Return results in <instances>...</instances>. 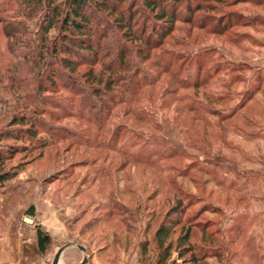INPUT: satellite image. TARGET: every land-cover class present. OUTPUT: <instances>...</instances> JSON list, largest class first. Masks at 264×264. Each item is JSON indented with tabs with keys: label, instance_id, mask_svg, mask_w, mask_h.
<instances>
[{
	"label": "rangeland",
	"instance_id": "1",
	"mask_svg": "<svg viewBox=\"0 0 264 264\" xmlns=\"http://www.w3.org/2000/svg\"><path fill=\"white\" fill-rule=\"evenodd\" d=\"M225 9L264 14L263 4L243 1ZM256 25L232 27L230 31L249 34V39L235 45L222 34L178 22L175 33L188 36L199 49L211 48L197 63L208 57L206 64L212 63L216 73L213 82L196 89L180 88L170 95L163 90L167 78L162 75L156 85L145 88L140 100L128 108L152 106L165 120L160 128L138 118L134 111L123 114V107L111 111L113 122L125 121L177 140L183 149L179 157L158 160L152 156L154 163L131 161L123 154L89 145L106 138L91 126L87 143H75L67 135L45 136L48 145L32 143L23 149L22 141L9 139L18 148L0 166L9 173L0 182V264H51L59 248L63 250L58 264H155L154 233L169 220H178L165 240L172 242L170 259L181 252L183 258L176 262L187 264L181 236L188 217L198 223L191 242L220 247L221 256H210L201 264H264V80L255 78L264 67V31ZM30 26L35 29L33 23ZM6 43L0 33L3 73L9 57ZM240 64L246 67L235 70ZM236 74L242 79L230 81ZM253 81L259 89L246 99L244 91ZM219 92L228 94L227 99L209 97ZM9 93L0 87V127L21 107ZM241 99L246 100L244 106L224 120L217 114L196 116L184 107L195 100L230 110ZM64 106L69 112L74 108ZM57 124L79 130L87 125L73 116L62 117ZM130 138L131 134L127 140L119 137V143ZM179 198L183 206L188 200L191 203L186 211L175 213L172 206ZM204 226L208 234L215 231L210 239L200 230ZM37 227L50 236L45 252L37 247Z\"/></svg>",
	"mask_w": 264,
	"mask_h": 264
},
{
	"label": "trees",
	"instance_id": "2",
	"mask_svg": "<svg viewBox=\"0 0 264 264\" xmlns=\"http://www.w3.org/2000/svg\"><path fill=\"white\" fill-rule=\"evenodd\" d=\"M242 1L264 5V0H0V33L7 39L9 53L4 73L0 70L3 73L0 87L10 92V97L21 106L0 127V166L18 148L9 139L22 141L23 149L32 143L48 145L49 139L57 135H67L75 143H87L91 127L106 138L89 145L123 154L131 161L154 163L152 156L158 160L179 157L183 149L177 140L168 135L156 136L125 121L113 122L111 111L123 107V114L134 111L138 118L160 128L165 120L152 106V109L149 106L128 108L140 100L145 88L156 85L159 76L164 75L167 80L163 90L175 95L180 88L208 85L216 74L212 72V63L206 64L208 57L197 63L198 58L209 55L211 48L199 49L200 46L187 40L188 36L175 33L178 22L204 28L207 33L222 34L235 45H241L240 41L249 39V34L230 31L232 27L259 24L264 31V14L222 10ZM198 12L213 14L202 17ZM191 66L197 67L192 71ZM245 67L240 64L234 69L240 71ZM262 68L255 76L260 82L264 80ZM239 79L242 78L236 74L230 81ZM255 82L247 83L246 99L259 89ZM227 96L221 92L209 95L215 100L227 99ZM245 102L241 99L230 110H219L195 100L184 107L196 116L217 114L224 120L237 114ZM64 104L74 108L69 112ZM69 116L84 120L87 125L79 130L76 126L57 124L58 119ZM129 134L132 138L119 143V137L127 140ZM26 141L28 144H24ZM8 175L0 168V182ZM189 201L183 206L179 198L171 211H186ZM184 220L187 226L181 244L189 257L187 264H201L210 256H221L220 247L213 249L191 242L192 229L198 223L191 222L190 217ZM177 222L169 220L155 230L158 248L155 264H177L176 260L183 258L184 254L178 252V257L170 259L172 242L165 243ZM206 226L200 230L210 239L215 231L206 233ZM36 242L41 252L50 246V236L39 227Z\"/></svg>",
	"mask_w": 264,
	"mask_h": 264
},
{
	"label": "water",
	"instance_id": "3",
	"mask_svg": "<svg viewBox=\"0 0 264 264\" xmlns=\"http://www.w3.org/2000/svg\"><path fill=\"white\" fill-rule=\"evenodd\" d=\"M81 249H83L82 248V246H79ZM62 248H59L57 251H56V253L54 254V257H53V259H52V263L51 264H58V262H59V257H60V254H61V252H62ZM84 259L85 258H83V261H84Z\"/></svg>",
	"mask_w": 264,
	"mask_h": 264
}]
</instances>
